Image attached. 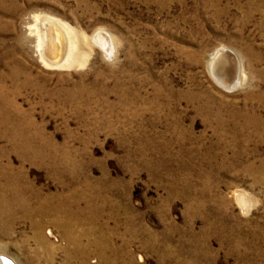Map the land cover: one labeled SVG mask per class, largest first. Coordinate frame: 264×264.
Returning a JSON list of instances; mask_svg holds the SVG:
<instances>
[{
    "label": "rangeland",
    "instance_id": "obj_1",
    "mask_svg": "<svg viewBox=\"0 0 264 264\" xmlns=\"http://www.w3.org/2000/svg\"><path fill=\"white\" fill-rule=\"evenodd\" d=\"M54 208L90 213L106 262L70 257L52 215L46 257L23 214ZM0 256L264 264V1L0 0Z\"/></svg>",
    "mask_w": 264,
    "mask_h": 264
},
{
    "label": "bare ground",
    "instance_id": "obj_2",
    "mask_svg": "<svg viewBox=\"0 0 264 264\" xmlns=\"http://www.w3.org/2000/svg\"><path fill=\"white\" fill-rule=\"evenodd\" d=\"M262 1H264V0H262ZM54 26H56V24ZM57 29H58V27H57ZM62 29H64V28H62ZM61 31H63V30H61ZM65 33L67 35V37H66L67 41H68L67 43L69 44V48H71L72 47L71 46L72 40H73L70 37L71 32L69 33V31H65ZM45 37H46V35H45ZM66 38H65V40H66ZM95 39L100 43V45L105 47L107 50L110 49L109 48L110 47V40L107 37V35H105L103 33H97L95 35ZM45 42H46V45L48 42H50V46L55 53L58 52V50H59V52H61V51L63 52V50H61L62 49V46H61L62 41H61L60 36L58 34L56 35L55 33H53V35L51 36V40L48 42L47 41H45ZM95 43H96V41H95ZM42 44H43V42H42ZM42 44H41V46H42ZM66 47H68V46L66 45ZM68 51H69V49H68ZM72 52H73V50H72ZM72 52H70V53H72ZM65 55H67V53ZM71 55H69V57H71ZM58 62H61V61H58ZM71 62H72V60H71ZM238 66L239 65H238L237 60L235 59V57H233V55H230L228 53V51L227 52L220 51V50L216 51L210 56V59L208 61V67H209L210 73L213 75V77L217 81L221 82L222 84H225V85L228 84V85H231L234 87L236 85V82L241 80L238 78V73H239ZM87 214L89 215L90 213H88V211H87ZM87 214H86V212H83L81 214V212L78 209H57V208H54V209H39L37 212V216L40 217L41 220L39 219L38 221H34V216H35L34 213L33 214H23V217L27 218L36 227L34 240L41 246V248L43 249V251L46 254V257H48V258L52 257V255L55 252V247L50 244V241L46 236V235H48L49 237H51L52 236L51 231L48 230L46 232V234H44L43 231L41 230L46 223L45 220H42V219H45V218L50 217L52 215L51 217H55V216L58 217L57 219L53 218L54 224L57 228L62 229L61 231H63V236L65 238V241H66L68 247H70L71 250L73 251V252H69L70 257L73 255V257L78 258L80 261L85 260L89 256V252H90L89 249H91V247H94L99 254L98 256L101 257L103 262H106L107 261V254H106V246H107L106 244L107 243H106V241H102L100 243L99 239L95 240V241L91 240L90 232L92 229L89 231V228H90L91 224H93V222H92L91 217H90V219L88 218ZM79 228H80V230H79ZM5 258H8V257H5ZM8 259H10V258H8ZM12 262L14 264H16L15 261H12ZM0 264H7V263L3 262L0 259Z\"/></svg>",
    "mask_w": 264,
    "mask_h": 264
},
{
    "label": "water",
    "instance_id": "obj_3",
    "mask_svg": "<svg viewBox=\"0 0 264 264\" xmlns=\"http://www.w3.org/2000/svg\"><path fill=\"white\" fill-rule=\"evenodd\" d=\"M0 258H2L1 260L7 264H14L10 259L5 258L4 256H0Z\"/></svg>",
    "mask_w": 264,
    "mask_h": 264
},
{
    "label": "snow or ice",
    "instance_id": "obj_4",
    "mask_svg": "<svg viewBox=\"0 0 264 264\" xmlns=\"http://www.w3.org/2000/svg\"><path fill=\"white\" fill-rule=\"evenodd\" d=\"M0 259H2V258H0Z\"/></svg>",
    "mask_w": 264,
    "mask_h": 264
}]
</instances>
